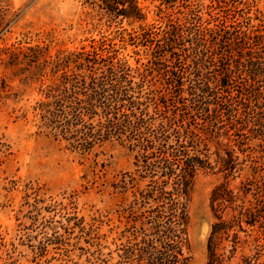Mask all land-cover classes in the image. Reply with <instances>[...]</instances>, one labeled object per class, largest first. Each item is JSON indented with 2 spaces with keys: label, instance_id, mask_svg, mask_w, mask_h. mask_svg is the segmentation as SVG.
<instances>
[{
  "label": "rangeland",
  "instance_id": "374dc122",
  "mask_svg": "<svg viewBox=\"0 0 264 264\" xmlns=\"http://www.w3.org/2000/svg\"><path fill=\"white\" fill-rule=\"evenodd\" d=\"M57 101L121 132L83 149L48 126ZM225 151L232 177L198 168L181 195L176 264H208L226 181L239 199L253 181L258 216L216 237L214 264H264V0H0V264H147L182 169Z\"/></svg>",
  "mask_w": 264,
  "mask_h": 264
},
{
  "label": "trees",
  "instance_id": "16d2710c",
  "mask_svg": "<svg viewBox=\"0 0 264 264\" xmlns=\"http://www.w3.org/2000/svg\"><path fill=\"white\" fill-rule=\"evenodd\" d=\"M55 106L57 108L55 111H45L44 118L47 119L48 126H52V129L56 130L58 133H82V136L78 141L82 140L85 142L84 145H80L83 149L89 148V138L93 139L95 136H99L100 133L104 132L109 134L118 133V131L121 132L119 126L112 122H109L108 125L104 127L103 132L101 128L96 132H93V127H91L90 124L85 125L82 120V116H84L82 111L85 110V112L90 113V111H92V106L90 105L89 108H86L81 105V101H76L75 106L67 107L69 108L68 112L62 109L63 105L60 101H57ZM79 125H81V128L77 129L76 127ZM237 164L238 163L235 162L232 154L228 151H225L224 154L219 152L216 153L213 165L209 162V158L205 154L203 157L190 158L186 167L182 169L180 181L178 179V183H175L176 189L174 190V197H170V205H168L166 222L164 223L165 226L162 227L164 229L161 231L162 236H164V239L166 240L163 250H157L153 245L154 242L150 241L149 248L145 251L142 250L137 257V261L147 260V264L178 263L182 256L180 243L182 242V235L184 232L183 226L186 223V207L181 199V195L185 194V189L187 188L190 179L198 168L213 170L220 166L219 172L223 173L224 180H228L232 177L234 171H236ZM238 170L240 171L241 169ZM227 182L228 181L214 187L210 195V209L217 221L211 225L207 242V250L209 254L208 264H214L216 262L213 248L217 236H222L227 230L233 227L237 228V232H246L243 226H253L258 216L257 205L259 200L256 198L258 193H252V188L254 187L253 181L240 182L238 192L243 194L244 198L242 199L238 198L239 193L234 194L232 191L227 190ZM254 190H257V188ZM247 194H252V198L255 202L254 204L245 201ZM228 207L234 213L232 214L230 221H221V213ZM237 232L234 234V248L236 249L239 245Z\"/></svg>",
  "mask_w": 264,
  "mask_h": 264
}]
</instances>
